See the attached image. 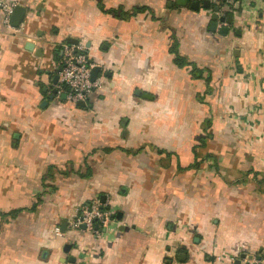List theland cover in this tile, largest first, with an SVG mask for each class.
Wrapping results in <instances>:
<instances>
[{
    "label": "crops",
    "instance_id": "crops-1",
    "mask_svg": "<svg viewBox=\"0 0 264 264\" xmlns=\"http://www.w3.org/2000/svg\"><path fill=\"white\" fill-rule=\"evenodd\" d=\"M17 1L18 27L0 10V264H232L264 250V0H236L217 30L203 0ZM70 38L101 67L86 106L50 99ZM174 39L202 77L175 64ZM95 199L108 224L73 228Z\"/></svg>",
    "mask_w": 264,
    "mask_h": 264
},
{
    "label": "built area",
    "instance_id": "built-area-1",
    "mask_svg": "<svg viewBox=\"0 0 264 264\" xmlns=\"http://www.w3.org/2000/svg\"><path fill=\"white\" fill-rule=\"evenodd\" d=\"M204 1V0H203ZM212 6H219L218 15L226 12L232 7L236 0H207ZM19 5L17 0H0V10L3 11L4 23L11 26L10 19L15 7ZM220 26H223V21ZM12 27V26H11ZM59 79L56 84L57 95L65 94V99L69 103L76 105L79 101H87L90 93L103 88L104 80L101 76L93 78V68L97 63L90 57L88 48L84 42L72 43L63 42L60 49ZM109 222V212L104 204L95 199L91 203L84 204L81 213L72 221L73 228H81L85 225L93 232H98L100 227H104ZM221 254L216 255V259L222 261ZM225 259L232 264L240 259V264H264V250L255 253L241 255L228 254Z\"/></svg>",
    "mask_w": 264,
    "mask_h": 264
},
{
    "label": "water",
    "instance_id": "water-1",
    "mask_svg": "<svg viewBox=\"0 0 264 264\" xmlns=\"http://www.w3.org/2000/svg\"><path fill=\"white\" fill-rule=\"evenodd\" d=\"M189 1L190 0H179L178 2L180 4H182V5H187L189 3ZM190 4H191L192 7H195V8H199V6H200V2L198 0H193V1H191ZM202 4H203V6H205L207 8L211 7V3L209 1H207V0H204ZM214 10H215V12L213 14V21L211 23V28L213 30H217V20L219 19V15H218L217 12L219 10V6H215ZM25 14H26V7L23 6V5H17L15 7V9H14V11L12 13L11 19H10L11 26L18 27L19 25H21V23L23 22V19L25 17ZM220 19H221V21H226L227 20L228 23H231L232 22V15H229L228 17H223L222 16V17H220ZM228 31H229V27L228 26H224V27L222 26L219 29V32L222 35H226L228 33ZM68 41L72 42V43H77L78 42L77 39H75V38H70ZM27 47H28V49L33 50L34 47H35V44L29 41L27 43ZM100 68L101 67L98 66V65L93 68V73H92L93 74V78L97 77V75H98V73L100 71ZM58 70H60V68ZM58 79H59V74H56L54 79H53L55 85L58 83ZM55 94H57V88L56 87L52 89V93L50 95V99H53ZM137 94H141V90L138 89L137 90ZM62 98H65V94L62 95ZM78 105L86 106L87 105V101L81 100V101L78 102ZM67 224H68V221L64 220L63 221V226H67ZM83 227H85V225H83ZM244 256H245V254H242V257H244ZM236 264H240V259L236 260Z\"/></svg>",
    "mask_w": 264,
    "mask_h": 264
},
{
    "label": "trees",
    "instance_id": "trees-1",
    "mask_svg": "<svg viewBox=\"0 0 264 264\" xmlns=\"http://www.w3.org/2000/svg\"><path fill=\"white\" fill-rule=\"evenodd\" d=\"M170 51L175 54L174 61H175V64L177 66H179V67H189L190 66L191 67V74L193 77H195V78L202 77V75L204 74V69L199 68L195 62L188 60L186 56H184L180 53L179 48L177 46V40L174 39V41L172 42L171 47H170ZM206 81H207L208 86L210 87V84L212 82L211 73H208V75L206 76ZM76 106H77V104H76ZM205 142H206V138L201 136L199 138V143L194 145L193 151L195 153V161L191 164V166H198L199 160L197 157V151L196 150L199 146H203L205 144Z\"/></svg>",
    "mask_w": 264,
    "mask_h": 264
}]
</instances>
